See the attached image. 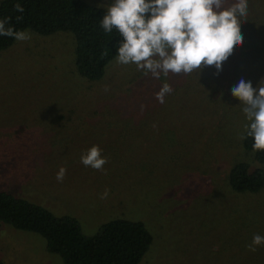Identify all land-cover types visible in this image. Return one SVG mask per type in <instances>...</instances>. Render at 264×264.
<instances>
[{"label": "rangeland", "instance_id": "374dc122", "mask_svg": "<svg viewBox=\"0 0 264 264\" xmlns=\"http://www.w3.org/2000/svg\"><path fill=\"white\" fill-rule=\"evenodd\" d=\"M85 1L103 3L104 7L114 2ZM250 1L247 16L260 15L245 27L254 35L249 50H239L219 74L214 66H206L216 82L208 89L215 102L210 112L203 88L199 97L193 95L181 103L168 93L161 103L156 98L161 90L155 86L157 78L135 63L121 64L117 58L102 81L85 80L74 71L75 41L71 34L44 37L26 31L29 39H16L12 47L0 51V191L43 206L58 217L73 215L89 237L115 219L145 224L154 241L140 264H264V245L257 246L255 252L248 248L254 235L264 236V191L239 195L227 186L232 164L250 160L241 146L250 121L243 112L244 104L232 96L231 89L241 79L251 81L254 88L264 79V56L255 54L264 34V11L251 10ZM234 2L226 0L225 7ZM167 77L165 83L181 81L171 72ZM128 81L133 82L129 87H134L132 92L125 90ZM107 84L112 93L120 95L122 113L114 120L121 122L122 128H89L84 138L74 136L70 140V134L77 133L72 125L64 127L63 122L54 121L55 113L74 109L79 105L75 98L84 92L82 103L93 105L92 97L103 95ZM195 86H183L179 95L183 97L186 89ZM152 110L151 121L144 119ZM202 126L208 133L201 139L213 141L210 156L197 150L193 158L186 149L191 152L198 142V128ZM27 127L33 128L27 142L14 141ZM94 145L107 158L103 170L81 163L82 154ZM10 154L14 161L8 159ZM161 159V169L155 171L153 160ZM12 162L24 166L15 174L20 181L10 179L12 173L6 171ZM184 166L187 169L182 171ZM61 167L66 175L58 182ZM165 185L169 186L160 190ZM105 189L108 196L101 199ZM0 263L64 264L60 256L48 252L42 236L2 223Z\"/></svg>", "mask_w": 264, "mask_h": 264}, {"label": "trees", "instance_id": "16d2710c", "mask_svg": "<svg viewBox=\"0 0 264 264\" xmlns=\"http://www.w3.org/2000/svg\"><path fill=\"white\" fill-rule=\"evenodd\" d=\"M250 2L249 8L251 10L264 11V0H251ZM17 4L23 7V12L16 10L15 5ZM101 4L93 5L85 0H2L0 1V21L5 22V28H12L17 32L30 31L44 37L58 33L71 34L75 41L74 71L76 70L79 76L85 80L100 82L104 79L108 66L117 58V49L119 43L123 40V37L115 29L109 33L105 32L100 26V20L107 13V7ZM259 15L242 17L244 19L241 22L243 43L234 49L233 55L229 57V60H232L234 56L236 57L239 50L248 49L249 42L252 41L251 37H254V35L250 34L249 29L245 27H248L253 18ZM15 41L16 39L13 37L0 35V51H5L12 47ZM256 50L255 54L257 57H260V55L264 56V34L260 37L259 47ZM245 56H240L238 60ZM193 74L194 71L190 74H176L180 76V83L167 82L172 89L169 96L170 98L174 97L178 101L180 100L182 103L183 100H187L193 95L199 97V89L203 88V90H206L205 100L210 102L208 109V112H210L215 108V102L208 93V89L211 90L216 83L215 79L211 78L213 76L212 71L204 67L201 71L197 69L195 75ZM166 77L163 74L162 77L157 78L155 86L159 85L162 88ZM199 79L200 85L198 84ZM127 84L126 92H132L134 87H129L133 82L128 81ZM191 84H196V86L186 89L183 97L179 95L178 91L183 86L188 87ZM104 87L103 95L98 93V96L92 97L93 105L82 103L81 99H85L82 98L85 95L84 92L81 95L82 97L75 98L74 103L79 105L75 106L74 109L68 112H66V109L65 111L60 110L55 113L56 119L54 121L63 122L64 127L72 125L73 132L77 133V135L71 133L69 136L70 140L74 136H76V139L84 138L88 135L85 130L89 128H122L123 124L114 120L119 118L122 113V110L119 109L120 95L115 92L112 93L109 84ZM173 91L177 92L172 94ZM116 110L119 111L114 116L112 113ZM154 114L155 111L148 112L144 119L147 118L151 121ZM126 116L127 114L124 117ZM93 119L97 120L92 121ZM74 123H78L79 126L74 127ZM97 123L98 125H95ZM63 129L71 130V128ZM29 131L31 132V137L33 128L27 127L23 131L20 130L14 141H20L21 144H25ZM165 133L167 136L168 132ZM206 133L208 131L205 130L204 126L198 128V142L192 147L191 152L185 146L182 147L187 150L188 156H193L194 158V151L197 150L200 152L206 151V156H210L208 151L213 141L206 142L201 139ZM23 134H26V137L22 138ZM253 143V138L247 137L245 128L241 146L250 160H242L232 164L227 176V186L233 194H257L264 191V150H254ZM21 158L24 160V157ZM8 159L14 161L13 155L10 154ZM154 161L156 162L155 166ZM162 161L163 159L159 161L153 160L155 171L161 169L160 162ZM7 162L9 161L7 160ZM12 163L13 165H9V169L6 171L12 173L10 179L15 178L20 181V178L16 177L17 175L15 174L22 171L24 166L15 165V162ZM51 163L55 167V162L51 161ZM254 163L257 166H253ZM48 164L49 162L47 161L46 167ZM153 168L149 166L148 171L153 173ZM185 169H187V166L182 167V171ZM49 170L57 173L52 168ZM166 186L169 185H165L160 190L165 189ZM178 196L180 194L176 195V197ZM0 223L19 231L36 233L42 236L47 242L48 252L60 256L64 264H140L154 241L152 233L145 224L127 219H115L104 223L96 235L89 237L84 235L78 218L73 215L58 217L43 206L2 191H0Z\"/></svg>", "mask_w": 264, "mask_h": 264}, {"label": "clouds", "instance_id": "9594fccd", "mask_svg": "<svg viewBox=\"0 0 264 264\" xmlns=\"http://www.w3.org/2000/svg\"><path fill=\"white\" fill-rule=\"evenodd\" d=\"M225 3L226 0H114L100 26L109 33L115 29L123 37L117 49L121 64L135 63L156 78L169 72L189 74L206 66H214L219 74L234 49L243 43L240 18L248 15L247 0H235L230 7ZM15 8L24 11L19 4ZM4 25L0 21V35L17 40L30 38ZM171 91L165 83L157 99L163 103ZM231 94L244 104L243 112L250 121L245 127L247 137L253 138V149L264 150V79L255 88L251 81L241 79ZM81 163L103 170L107 158L94 145L82 154ZM65 175L66 169L61 167L57 181L63 182ZM108 193L105 189L101 199H106ZM261 245L264 236L256 234L248 248L255 252Z\"/></svg>", "mask_w": 264, "mask_h": 264}]
</instances>
